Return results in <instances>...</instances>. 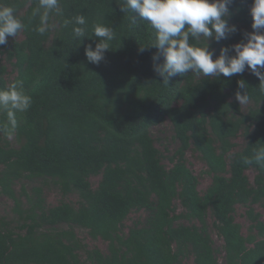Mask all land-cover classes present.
<instances>
[{"label":"trees","instance_id":"obj_1","mask_svg":"<svg viewBox=\"0 0 264 264\" xmlns=\"http://www.w3.org/2000/svg\"><path fill=\"white\" fill-rule=\"evenodd\" d=\"M0 3L14 7L26 25L0 46V89L19 80L33 101L17 114L11 140L0 133V195L12 203L9 214H0V264H184L188 258L218 264L220 253L222 264H264V221L255 211L264 205V168L241 159L264 147V97L254 75L189 72L165 86L153 70L163 57L153 60L159 53L148 45L152 30L138 16L133 25L128 15L136 14L123 13L119 0H61L63 17L53 15L56 29L44 36L31 16L37 0ZM250 5L233 0L227 19L238 31L208 41L213 59L252 31ZM77 14L89 28L101 17L116 32L99 65L84 55L94 37L78 44L71 28L60 27ZM236 92H246L249 103L239 105ZM164 121L174 143L164 148L168 155L151 132ZM187 151L204 164L200 175L210 177L202 192ZM91 177H99L95 186ZM33 179L40 184L26 187ZM49 182L61 197L53 205L44 196ZM72 194L77 199L67 200ZM237 206L244 208L246 232L235 220ZM139 210L145 215L124 231V221ZM77 230L101 239L106 251L89 246Z\"/></svg>","mask_w":264,"mask_h":264},{"label":"clouds","instance_id":"obj_2","mask_svg":"<svg viewBox=\"0 0 264 264\" xmlns=\"http://www.w3.org/2000/svg\"><path fill=\"white\" fill-rule=\"evenodd\" d=\"M232 3L233 0H119L123 13L136 14L128 15L133 25L138 16L152 30L148 45L158 50L159 55L153 56L154 61L163 57L162 63L153 66L162 84L168 86L171 78L189 72L197 78H218L221 75H242L247 70L258 79L256 90L264 97V0H251L249 15L252 31L243 34L242 42L222 47L215 59L214 52L209 48V40L219 43L238 31L227 19ZM53 15L63 17L61 0H37L31 16L38 18L39 23L34 30L39 35L44 36L56 29V24L50 23ZM100 19L97 17L90 28L82 14L63 18L60 23L61 28H71V34L78 44L82 38L96 39L95 47L87 45L84 48L86 60L95 65L104 60L105 53L112 49V42L117 38L114 28L99 22ZM25 28L15 8L0 3V46L6 45L9 37L16 38ZM140 50L144 51V48ZM237 83L240 89H245L243 80ZM234 97L239 105H246L250 101L246 92H236ZM32 102V97L19 80L12 81L6 89H0V113L6 115V122L0 123V133L6 139L11 140L16 135L17 114L26 113ZM241 159L245 164L255 162L264 168V147L255 149L251 157L242 156ZM246 173L249 177L253 175L252 170ZM133 212H143L145 215L143 210Z\"/></svg>","mask_w":264,"mask_h":264},{"label":"rangeland","instance_id":"obj_3","mask_svg":"<svg viewBox=\"0 0 264 264\" xmlns=\"http://www.w3.org/2000/svg\"><path fill=\"white\" fill-rule=\"evenodd\" d=\"M245 106V105H242ZM151 132L153 136L155 137V144L156 146L164 152L166 155H168L169 151H164V148L171 149L174 146V143L171 142L170 139V127L167 123V121H164L160 124L154 125L151 128ZM237 143L240 145L243 143V138H238ZM238 148V147H237ZM165 165H169L168 160L165 158L163 159ZM186 164L187 166L193 171L194 174L198 176V189L200 192L204 191L206 186L210 182V177L206 174H201V171H203L204 164L198 159V157L191 153V151L186 152ZM251 175V173H248ZM98 181V177H91V183L93 186L96 185ZM25 186L30 187L31 185H37L40 184L39 179H33V180H25ZM44 196L46 203L48 205H53L58 203V201L61 199L57 189L52 185L51 182L46 183L44 186ZM77 198L75 195H70L67 200L75 201ZM11 201L7 199L6 197L0 195V214L5 215L9 214V207L11 206ZM244 208L241 206H237L235 210V220L240 223L242 231L246 232L248 223L247 219L243 216ZM255 211L258 212L259 218L264 221V205H258L255 206ZM144 216L143 212H133L131 213L128 218L124 222V231H127L129 227H131L134 223V221L142 218ZM77 235L79 238H82L85 243H87L89 246H97L102 251H106V243L103 242L101 239L93 240L91 239L87 232L85 230H77ZM211 237L213 239V246L216 248H220L221 245V239L217 238L214 233L211 234ZM223 255L220 253L218 254V264H222ZM184 264H191V259H186Z\"/></svg>","mask_w":264,"mask_h":264}]
</instances>
